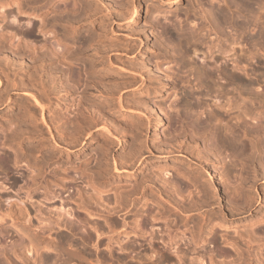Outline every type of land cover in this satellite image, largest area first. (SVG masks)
I'll list each match as a JSON object with an SVG mask.
<instances>
[{
    "label": "bare ground",
    "instance_id": "obj_1",
    "mask_svg": "<svg viewBox=\"0 0 264 264\" xmlns=\"http://www.w3.org/2000/svg\"><path fill=\"white\" fill-rule=\"evenodd\" d=\"M136 1L137 6L134 4ZM181 1L172 0L173 3ZM141 2L0 0V55L7 52L10 55L7 62H0V72L5 74H2L5 80L0 76V87L3 89L0 103L15 107L9 90L20 91L21 97H26H20V102L25 99L21 104L17 101L20 106L16 107L14 114L7 116L6 125L1 121L5 125L2 129L5 141H14L16 146L13 155L4 154L0 158V170L5 175L0 181V203L7 208L4 214H0V221L6 215L13 218L12 223L22 224L23 228H19L28 236L35 252L39 247L52 248L45 241L46 230L49 232L51 228L58 227L73 232L72 228L83 227L82 234H75L81 251L64 250L70 259L62 257L65 258L64 263L61 258L62 264H78L77 260H84L90 240L93 243L89 247L98 253L103 250L111 254L115 249L120 253L128 252L130 248L147 264H264L261 252L264 210L253 211L261 202L264 204V188L256 187L258 181L264 179V131L259 129L262 119L256 117L258 106L247 108L242 101L238 102L243 95L240 90L244 84L242 74L230 75L227 64L230 62L233 70L238 66L245 67L250 55L242 46L240 33L237 32V37L232 35L235 38L230 40L224 31L230 27L236 32L251 24L263 31L264 15L261 12L264 0H207L204 6L201 2L197 4L199 9H190L201 12L198 16L200 21L196 22L197 30H180L173 24L164 27L177 49L180 47L182 50H179L182 52L181 60L177 62L181 68L188 69L197 84L196 90L183 88L178 92L182 96L174 95L168 105H165V99L161 103L159 97L168 90L176 92L178 84L173 80H177L176 77L168 79L173 74L167 71L168 75L163 68L169 58L161 42L156 41L155 52L150 57L158 75H148L144 66L129 64L131 59L127 55L133 52L131 42L118 40L117 36V41L115 38L108 42L104 40L106 24L132 10L134 14L130 21L138 19L139 10L144 9ZM149 7L146 6V11ZM152 16L157 18L155 14ZM5 19H16L18 23L16 26H2ZM85 20H96V30L80 32L73 29L75 23ZM204 29L206 33L219 35L221 42L219 39L216 47L200 39V31ZM257 29V33L253 31L255 35L249 34L251 37L247 38L255 44L262 43L264 49V33ZM133 30L136 31L130 27V33ZM38 33L50 36L38 41L35 38ZM111 51L113 53L109 55ZM187 56L191 58L185 59ZM11 63L13 66H10ZM106 64L111 73L103 71ZM16 75L21 78L15 80ZM161 77L165 79L160 80ZM228 78L243 82L237 83L240 89L234 90L239 87L234 85L236 83L233 84L234 89H230L231 92L237 91L236 95H232L233 92L230 94L227 84L231 82L227 83ZM221 79L227 84L219 83ZM108 82L111 83L109 86L106 85ZM251 82L247 81L248 84ZM128 86L133 87L132 90ZM248 86L251 88V84ZM58 88L63 94L56 93ZM250 88L249 92L252 91ZM129 91L132 97L145 93L144 100H131L127 95ZM96 93L103 99L95 101L93 97ZM256 93H248L247 98L262 107L264 95ZM249 104L251 106V102ZM117 107L128 110L130 117L126 129H121L122 140L105 121V125L100 126L99 120L96 122L93 119L94 112ZM152 108L160 113L163 124H167L162 130L160 143L156 138L149 142L145 131L151 123ZM170 109L175 112L173 119L178 127L169 132V125L174 126L173 121L170 124L172 117L169 115L173 113H169ZM194 112L196 117L192 115ZM27 139L34 140L24 144ZM92 140H97L99 144L91 147ZM210 140L233 157V160L222 164V172L217 170L218 152L213 148V142L210 145ZM115 142L126 151L115 155ZM75 151L79 155L73 159ZM180 152L186 156L177 163L172 160L159 165L146 161L150 155L166 158ZM64 153L69 158L58 161ZM236 165L241 171L238 179L232 181ZM169 170L186 179L188 186L169 177ZM17 182L21 184L14 189ZM68 189L71 193L64 196L63 192ZM66 202L70 206L65 208L63 205ZM2 209L0 205V211ZM75 220L79 222L77 226ZM72 237L69 238L74 241ZM137 240L144 243L136 245ZM127 242L130 243L129 248ZM73 244L75 247L76 241ZM68 246L71 245L66 248Z\"/></svg>",
    "mask_w": 264,
    "mask_h": 264
},
{
    "label": "rangeland",
    "instance_id": "obj_2",
    "mask_svg": "<svg viewBox=\"0 0 264 264\" xmlns=\"http://www.w3.org/2000/svg\"><path fill=\"white\" fill-rule=\"evenodd\" d=\"M66 1V3H68L70 0H65ZM140 1H142L143 2V0H140ZM188 1V2H187ZM189 1H190V3H189ZM141 2V5H143V8L145 9L146 8V6L148 5V9L150 10H148V11H146V9L144 10H142L141 11V9L139 10V15H138V19H136V20H134L133 22H131L130 21V19L132 18V15L134 14V12H133V10H132V12H125L124 13V15H122V16H124V17H117L118 19H115L114 21H112V22H110L109 24L107 23L106 25H107V27H106V35L104 36V40H105V42H108V40L109 39H114L115 38V40L117 41V39L119 40V39H122V40H124V39H126V40H124L125 42L127 41V42H131V44H132V46H133V48H132V53H128V58H130L131 60H130V62H129V64H131V63H133V64H135V65H137V64H139V65H141V66H144L143 68H146V73L148 74V75H158V73H156V71H155V69H154V67H153V64H151V56L154 54V52H155V48H154V46H155V43H156V41H159V42H161V44H162V47L164 48V50L166 51V54L168 55V58H169V62H167L166 64H164L163 65V68L166 70V73H167V71H168V73H170L172 76L170 77V78H168L169 80H171L173 77H176V79L177 80H175V78H173V80L178 84L177 85V87H176V92H171L170 90H168L167 91V93L166 94H164L162 97H159V99H160V101H162L161 103H163V100L165 101V105H168V103L170 102V100L174 97V95H176L177 94V96H182V94H180V93H178L179 91L181 92L182 90H183V88L184 89H188V88H190V89H188V90H191L192 88H193V90H196V89H194V88H197V84H196V81L195 80H193V77H191L192 75H191V73L188 71V69L187 68H181V66H180V60H181V57H182V52H180V51H182L181 49H180V47L177 49V45H175L176 43H175V41H173L170 37H169V35L164 31V27H171V26H173V25H175V27H178L180 30L181 29H184V28H191V29H193L194 31L195 30H197L196 28H197V25H198V23H196V22H199L200 21V18H198V16L200 17V13L201 12H198L199 10V5L197 6V4H199L200 2L201 3H203V6L207 3V0H183V1H181V2H177V3H173L172 2V0H146V2H144V3H142ZM146 3V4H145ZM193 5H192V4ZM136 6L138 5V1H136L135 3H134ZM189 4H191V5H189ZM144 5H145V7H144ZM191 6V7H190ZM202 6V5H201ZM158 9H157V8ZM192 7H194V8H196V7H198V11H197V13L195 12V11H191V10H193L192 9ZM152 9V10H151ZM153 9H154V11H153ZM191 9V10H190ZM157 10H159V11H157ZM195 10V9H194ZM255 10H256V8H255ZM3 11H5V8L3 9ZM156 11V12H155ZM196 14H198V15H196ZM263 12H264V10H263ZM263 12H261V14L262 15H264V13ZM121 13H123V12H121ZM126 13H128V14H126ZM157 13V14H156ZM125 14H126V17H125ZM152 14H155V15H157V18L155 19L153 16H152ZM199 19V20H196L195 19V16ZM101 19V17H98V19ZM9 19H5V21H3V23L1 24L2 26L3 25H5V26H16L17 25V20L15 19V20H12V19H10V21H8ZM95 21L96 20H93V21H89V20H85V21H83L82 23H75L73 26V29L75 28V30H77V31H80V32H84V31H86V30H90V29H92L93 31H95L96 29H95V26H94V23H95ZM194 23H195V25H194ZM12 24V25H11ZM171 24H173V25H171ZM130 25H132V26H130ZM251 26V27H250ZM130 27H132L133 29L135 28L136 29V31L135 30H133L131 33H130ZM249 27V28H248ZM253 25L251 24V25H249V26H247L245 29H244V27L243 28H241V29H239V30H237L236 32H235V30L233 29V28H231L230 29V27L229 28H225V35L226 34H228V35H226L227 36V38H231L232 39V37L233 36H235V37H237V35H238V33H240L239 35L241 36V37H243L242 38V46H244L243 48L246 50V52L248 53H246L247 55H250L249 57V61H246L245 63H246V65H245V67L244 66H238V68H235L234 70L233 69H231V63L229 62L228 64H227V66H229V67H227V71L229 72V74L230 75H232V76H236L235 74L237 73V74H242V75H240L241 77H242V79H243V82H244V84H243V82L242 83H238V82H236V81H233V80H229V78H228V80H226L227 81V83H229V82H231V83H229V84H227L225 81H223V79H221V80H219V83L221 82V83H226L227 85H228V87H230L229 88V90L230 89H234V87L235 86H239V87H236L234 90H238V88L240 89L241 88V86H243L242 87V89H240L242 92H243V95L246 97H244L243 95H242V98L240 97L239 99H238V102H240L241 103V101H242V105H245L247 108H249V107H253V106H258V110H257V115H256V117H259L258 119L260 120V119H262V120H260V122L262 121H264V116H263V113H264V105L262 106V107H259V105H257L254 101H252L251 99H249V97L247 98V94L249 93V95H251V94H254V93H256L255 91H257L259 94H263L264 95V49H263V46H262V43H256L255 44V42H253V41H251L250 39H248L247 37H251V36H253V35H255L256 33H257V31H256V29H257V27H255V28H253ZM190 29V30H191ZM206 29H208V28H206ZM206 29H204V30H201L200 31V34H201V37H203V38H201L200 37V39H204L205 41H206V44L208 45L209 44V42H210V44L209 45H213L214 47H216L217 46V44H219L217 41H219V39H220V41L219 42H221V38L219 37V35H217V34H215L214 32H212V33H210V32H208V33H206L205 31H206ZM244 29V30H243ZM252 29V30H251ZM261 29V28H260ZM242 30V31H241ZM251 30V31H250ZM257 30H259V28L257 29ZM244 31V32H243ZM253 31H255V32H253ZM259 31H262V30H259ZM87 32V31H86ZM85 32V33H86ZM238 32V33H237ZM130 33V34H129ZM203 33H205L206 35H207V37H206V35L204 34L203 35ZM234 33H235V35H234ZM255 33V34H254ZM262 33H264V30L262 31ZM237 34V35H236ZM249 36H248V35ZM86 35V34H85ZM218 36V37H216V36ZM231 35V36H230ZM233 35V36H232ZM45 36H47V37H49L50 36V34H48V33H46L45 35H40L39 33L36 35V40L38 39V41H41L43 38H46ZM116 36L118 37L117 39H116ZM200 36V35H199ZM216 38H215V37ZM124 37H126V38H124ZM207 38V39H205V38ZM235 37H233V38H235ZM247 40H246V39ZM212 39H214V40H212ZM228 39V40H229ZM230 39V40H231ZM243 39H244V41H243ZM251 41V43H249V42H247V43H245L246 41ZM123 41V42H124ZM213 41V42H212ZM217 43H216V42ZM253 42V43H252ZM39 43V42H38ZM214 43H215V45H214ZM249 44H250V46H249ZM253 44V45H252ZM264 45V44H263ZM260 46V47H259ZM262 46V47H261ZM249 47V48H248ZM256 47V48H255ZM259 47V48H258ZM261 49H262V51H261ZM180 50V51H179ZM251 51V52H250ZM92 52V51H91ZM180 52V53H179ZM113 52L111 51L110 53L108 52V54L110 55V54H112ZM249 53H252V55L251 54H249ZM254 53V54H253ZM262 53V54H261ZM255 55V57H253L252 58V56H254ZM10 55H9V53L7 52V53H4V54H2V55H0V62L1 61H3V62H7L8 61V59H7V57H9ZM181 56V57H180ZM188 58H186V57H184L185 59H189V58H191V56L189 57V56H187ZM88 58H90L89 56H88ZM258 58V59H257ZM106 60H107V58H105ZM251 59V60H250ZM259 62H258V61ZM177 61H179V62H177ZM250 61H252L251 63H250ZM257 61V62H256ZM260 61H261V63H260ZM248 62V63H247ZM243 63V62H242ZM241 63V64H242ZM258 63V64H257ZM179 64V65H178ZM261 66H260V65ZM10 66H13V63H11L10 64ZM178 66V67H177ZM180 66V67H179ZM248 66V67H247ZM253 66V67H252ZM260 66V67H259ZM115 67V66H114ZM244 67V68H243ZM2 67H0V69H1ZM181 68V69H180ZM240 68H242V69H240ZM107 69H110L109 67H108V65L106 64L105 66H104V68H103V71H106L107 73L109 72V73H111V71L110 70H107ZM187 69V70H186ZM254 71H253V70ZM261 71H260V70ZM183 70V71H182ZM246 70V71H245ZM249 70V71H248ZM252 70V71H251ZM9 71V70H8ZM190 73V76H188L189 75V73ZM239 71H240V73H239ZM261 72V74H260V72ZM234 72V73H233ZM244 72H246V73H244ZM254 72V73H253ZM255 72H256V74H255ZM1 74H0V76H2V74L3 75H5L4 73H2V72H0ZM6 73H7V71H6ZM10 73V72H9ZM167 73V74H168ZM233 73V74H232ZM244 73V74H243ZM247 74V75H246ZM21 75V74H20ZM20 75H16L15 77V80L16 79H20L21 77H20ZM169 75V74H168ZM10 76V78H12L11 76L12 75H9ZM188 76V77H187ZM243 76H245L244 78H243ZM4 76H2L1 78H2V80L4 79L3 78ZM191 78V79H190ZM18 79V80H19ZM165 79V77H161L160 78V80H164ZM5 80V79H4ZM181 80V81H180ZM188 80V81H187ZM257 80V81H256ZM112 81V80H111ZM110 81V82H111ZM195 81V82H194ZM223 81V82H222ZM247 81H252L253 82V84H254V86L256 87V85H257V87L255 88L253 85H252V82L251 83H247ZM110 82H108V84L106 83V85H110L111 83ZM234 83H236V84H234ZM237 83L238 84H243V85H237ZM258 83V84H257ZM195 84V85H194ZM235 86H234V85ZM250 85L251 84V88L248 86V85ZM3 86V85H2ZM5 86V85H4ZM246 86H248V90H247V88H246ZM259 87V88H258ZM128 88H130V90H132V88L133 87H129L128 86ZM249 88H250V90H252V91H250L249 92ZM252 88H254V89H252ZM0 89H1V91L0 92H2L3 91V89H2V87H0ZM60 88H58L57 89V91H56V93L57 94H63V91L62 90H59ZM179 89V90H178ZM234 90H232V92H233V94H232V92H231V90H230V94H232V95H236L235 93L237 92H234ZM247 91L246 93L244 92V91ZM253 91H254V93H253ZM263 91V92H262ZM252 92V93H251ZM261 92V93H260ZM9 93L11 94V96L13 97L12 99H14L15 100V107L13 106V107H11L10 108V106H5L6 104L5 103H0V158L4 155V154H9V155H13V152H14V147L16 146V144H14V141L11 143H9L8 141L6 142L5 141V137H4V134H5V132L2 130L3 129V127L7 124V116H10L12 113L14 114L17 110H16V107L17 106H20V104L21 103H23V102H25V99L23 100V102H20V99L22 98H26V97H21V92L20 91H12V90H9ZM130 93V94H129ZM245 93V94H244ZM258 93H256V94H258ZM127 95H129L130 96V99L132 100L133 98H135V99H137V100H144V97H145V93H143L142 95H135L134 97H132V93H131V91H129V92H127ZM168 95V96H167ZM169 96H171V98L169 97ZM21 97V98H20ZM21 99V100H22ZM93 99L95 100V101H98V100H102L103 99V96H100L98 93H96L95 94V96L93 97ZM54 100V99H53ZM207 101H210L209 100V98H207L206 99ZM17 101H18V103L20 102V104L18 105V103H17ZM244 101H245V103H244ZM251 102V106H250V104L249 103ZM254 104V105H253ZM16 110V111H15ZM128 110H122V109H119L118 107L117 108H114V109H106V111L104 112V111H98V112H94V114H93V119L94 120H96V122H98L97 121V119L99 120V122H98V124L100 125V126H102V125H105V124H103V122L105 121L106 122V125H108L112 130H114V131H116V133H118V135L117 136H120V139L122 140L123 139V133H121V131L125 128L126 129V125L127 124H129V122H130V117H128V112H127ZM263 113H262V112ZM152 113H151V120H150V125H149V127H147V128H145V131H147L146 132V135L148 136V140H149V142L151 141V139H157V140H159L158 142L160 143V140L162 139V136H163V133H162V130L166 127V123H164L163 124V121L161 120V118L162 117H160L161 115H159L160 113L159 112H155V108H152V111H151ZM172 113L173 112V110L171 111V109L169 110V113ZM259 112H261V113H259ZM175 112H173L171 115H169V117H172V118H170V124H174V126L173 125H169L170 126V129H169V132L170 131H174V130H176V128L178 127V123H177V121L176 120H174L173 118H175L174 116H175V114H174ZM258 113H259V115H258ZM46 115H47V113H46ZM193 115V117H196L197 116V114L194 112V114H192ZM261 115V116H260ZM123 116V117H122ZM6 117V118H5ZM201 118L203 119V116H201ZM160 119V120H159ZM103 120V121H102ZM159 120V122H157ZM5 124H3L2 122ZM173 121V122H172ZM174 121H176V122H174ZM172 122V123H171ZM260 123L259 124V121L257 122V126H261L260 128L259 127H257V128H259V129H261V131H264V127L262 128V125L264 124V122L263 123ZM259 124V125H258ZM262 124V125H261ZM173 126V127H172ZM176 126V128H174ZM264 126V125H263ZM171 127L173 128V130H171ZM4 129H5V127H4ZM116 129V130H115ZM122 129V130H121ZM263 129V130H262ZM119 130V131H118ZM178 130V129H177ZM264 133V132H263ZM125 139V138H124ZM245 141V143L247 142V140L245 139V138H243ZM263 139V138H262ZM34 139H27L26 141H24V144H26V143H31L32 141H33ZM94 142V143H93ZM117 142V141H116ZM116 142H115V146H114V154L115 155H119L120 153L122 154L123 152H125L126 150H122L119 146H120V144H116ZM211 142H213L212 140H210V145L212 146V144H211ZM91 147H96L97 146V144H99L98 142H97V140H92L91 141ZM214 143V142H213ZM213 148H216L215 150H217V152H218V158H219V160L217 161V163H216V167L218 168L217 170L218 171H221L222 172V164L225 162H229V160H233V157H232V155L231 154H229V152L227 151H225V152H223V151H221L222 149H220L218 146H217V144H213ZM122 151V152H121ZM87 152V151H86ZM184 154V153H183ZM181 152L180 153H175V154H172V156H169V157H163V158H158L157 156H153V155H150V156H148L146 159V161H150V162H153V163H156V164H159V165H162L164 162L165 163H167V162H171L172 160L174 161V162H178V161H180V159L182 160V159H184V156H186V155H183ZM73 156H72V158L73 159H75L78 155H79V152L78 151H75L73 154H72ZM75 155V156H74ZM174 156V157H173ZM65 157L66 158H69V156L66 154V153H64V154H62V156H61V158L58 160V161H61V160H65ZM75 157V158H74ZM63 158V159H62ZM221 161V162H220ZM164 163V164H165ZM234 163H236V162H234ZM181 169L183 168V167H180ZM220 169V170H219ZM239 169V167H238V165H236L234 168H233V173H232V177H231V180L232 181H235V180H237L238 178V176L237 175H239V171H241V170H238ZM209 170V172L211 171L210 169H208ZM169 172H170V176L169 177H174L173 179H177V180H179V181H181L182 183H184L186 186H188V182H187V180L186 179H184V178H182L181 176H179V175H177V174H175V172H173L172 170H169ZM238 172V173H237ZM211 173H212V171H211ZM237 173V174H236ZM242 173L243 174H245L243 171H242ZM213 175V174H212ZM234 175H236L235 177H233ZM112 177H114V175H112ZM4 178H5V175L3 174V172H1V170H0V181L2 182L3 180H4ZM217 177H214V180H217L216 179ZM18 184H16V186L14 187V189L15 188H17L18 189V185L19 184H21V183H19V182H17ZM260 185V186H259ZM190 187V186H189ZM256 187H263L264 188V179H260L259 181H258V183H257V185H256ZM16 189V190H17ZM70 190L71 189H68V190H66V191H64L63 192V195L64 196H66V195H68L69 193H71L70 192ZM183 192H186V190L185 189H183ZM70 203H68V202H66L63 206L66 208V207H69L70 205H69ZM0 205H1V211H2V213H0L1 215L2 214H4L6 211H7V208L5 207V204L3 203H0ZM264 204L261 202L260 203V205H258L253 211L254 212H257L258 211V209H261L262 208V210H264ZM6 208V209H5ZM5 209V210H4ZM3 210H4V212H3ZM0 211V212H1ZM15 216H16V214H14ZM15 216H12V217H15ZM248 219L250 218L249 216L247 217ZM246 218V219H247ZM247 219V220H248ZM12 220V221H11ZM47 222H48V220H46ZM45 221V223H47ZM76 221V220H75ZM74 221V222H75ZM13 222V218L11 219V217L9 218L8 216H6L5 215V217L3 216V219H2V222L0 221V261H1V263L2 264H45L46 262V264H59L60 262H62V260H63V263H64V259L62 258V257H66V258H69L70 256H68L66 253L64 254V250H66L67 251V249L69 250V251H76V250H80L79 248H78V246H77V244H78V242L80 243V241H79V239L77 238V236H79V234H82L83 233V227H79V228H81V229H77L76 227H75V229L74 228H72V230L71 231H73V232H70L71 234H69V232L67 231V229H63V228H58V227H56V228H58L59 230H57L55 227H53V228H51L50 230H49V232H48V230H46L45 231V233L46 234H44L45 236H46V239H45V241H47V242H49V244H51V246L50 247H52V248H42V247H39V249L35 252V250H33V249H35V248H33L32 247V243L31 242H29L30 240H29V238H28V236L27 235H25L24 233H22V231H21V229L20 228H23V225L22 224H20V223H12ZM49 223V225H53L51 222H48ZM18 224V225H17ZM76 226L79 224V222L77 223V221L74 223ZM17 226V227H16ZM20 227V228H19ZM20 229V230H19ZM64 230H66V231H64ZM75 230H78L77 232L75 231ZM104 231H105V229H104ZM74 232H76V233H74ZM49 233V234H48ZM72 233H74V235H73V237H72ZM77 233H79V234H77ZM65 234V235H64ZM62 235V236H61ZM66 235H68V236H66ZM70 235V236H69ZM63 237L65 238V239H63ZM68 238V240H70L71 238H69V237H72L73 239H74V241H71L70 240V242L69 243H67L68 242V240L65 242L64 240H66L67 238ZM75 237H76V239H75ZM50 238V240H48V239ZM27 239H28V241H27ZM62 242V244L60 243V242ZM75 241H76V249L74 250L73 248H75L74 246H72V245H75V244H73V243H75ZM78 241V242H77ZM93 240H90L89 241V243L88 244H90V245H92L91 243H93L92 242ZM52 242L54 243V245L52 244ZM129 242V241H128ZM127 242V244H126V246L128 247V245H129V247H130V243H128ZM136 242V241H135ZM135 242H134V244H135ZM140 242V243H139ZM20 243V244H19ZM29 243V244H28ZM31 243V244H30ZM58 243H60V244H58ZM143 244L144 243V241H142V240H137V242H136V245H138V244ZM58 244V245H57ZM16 245H18V246H16ZM22 245V246H21ZM59 245H61V247H59ZM64 245H65V247H64ZM67 245H71L70 247L68 246V248H66L67 247ZM89 245V246H90ZM103 245L104 244H102V246L101 247H103ZM30 246V247H29ZM57 246V247H56ZM89 246H86V247H88L89 249H87L86 247V252H87V254L89 253V251L88 250H90V252H91V254L89 255H87V254H85V255H87L88 257L86 258V256L84 255V257H85V261L84 260H77V263L79 264H83V263H85V264H90L91 262H92V259L94 260L91 264H137V262L136 261H138V264H147V262H145L144 260L142 261L141 259L143 258H140L141 256L139 255V254H135V252H131L130 251V248H129V251L127 252H118V250H113L112 251V255L111 254H109V253H106L107 251H104L103 252V250L102 251H99V253H98V251L97 250H91L92 249V247H89ZM56 247V248H55ZM59 247V248H58ZM62 247H64V249L63 250H60ZM72 247V248H71ZM29 248H31V249H29ZM41 248V249H40ZM59 250H58V249ZM66 248V249H65ZM70 248H71V250H70ZM127 248V249H128ZM55 251H54V250ZM10 250V251H9ZM18 250V251H17ZM27 250V251H26ZM51 250V251H50ZM56 250H58V252L56 251ZM261 252H262V255H263V257H264V244H263V246H262V248H261ZM16 251V252H15ZM59 251L60 252H62L63 251V253L61 254V253H59ZM65 251V252H66ZM81 251V250H80ZM84 251V250H83ZM84 251V252H85ZM94 251V252H93ZM117 251V252H116ZM14 253V255H13V253ZM26 252H28V254L26 253ZM19 253V254H18ZM22 253V254H21ZM26 253V254H25ZM36 253V254H35ZM58 253L59 254H61V256H59L58 255ZM133 253V254H132ZM55 254V255H54ZM57 254V255H56ZM117 254V255H116ZM5 255V256H4ZM7 255V256H6ZM18 255V256H17ZM63 255V256H62ZM92 255V256H91ZM122 255V256H121ZM22 256V257H21ZM23 256H26V258L25 257H23ZM48 256L50 257V260H48ZM101 256V257H100ZM117 256V257H116ZM30 258V260H29V258ZM38 257V258H37ZM44 257V258H43ZM52 257V258H51ZM58 257H60V261H59V258ZM73 257V256H72ZM72 257H71V259H72ZM95 259H94V258ZM124 257V258H123ZM130 257H132V258H130ZM138 257H139V260H141V261H139V260H137L138 259ZM5 258H6V260H5ZM25 258V259H24ZM47 258V259H46ZM61 258H62V260H61ZM92 258V259H91ZM118 258H120V259H118ZM10 259V260H9ZM24 259V260H23ZM34 259H35V261H34ZM39 259V260H38ZM44 259H46V261L44 260ZM70 259V258H69ZM87 259H89L90 260V262L88 263L87 261H89V260H87ZM134 259V260H133ZM27 260V261H26ZM38 260V261H37ZM45 262H44V261ZM48 260V261H47ZM54 260H56V261H54ZM97 260V261H96ZM100 260V261H99ZM103 260V261H102ZM5 261V262H4ZM53 261V262H52ZM66 261V260H65ZM76 261V260H75ZM78 261H80V262H78ZM84 261V262H83ZM96 261V262H95ZM119 261V262H118ZM7 262V263H6ZM39 262V263H38ZM82 262V263H81ZM99 262V263H98ZM102 262H104V263H102ZM122 262V263H121ZM134 262V263H133ZM136 262V263H135ZM141 262V263H140ZM143 262H145V263H143ZM74 262H68V263H66V264H73ZM60 264H62V263H60ZM75 264V263H74Z\"/></svg>",
    "mask_w": 264,
    "mask_h": 264
}]
</instances>
